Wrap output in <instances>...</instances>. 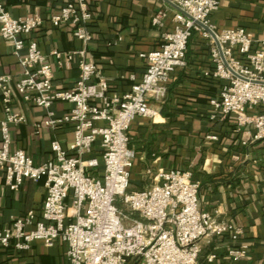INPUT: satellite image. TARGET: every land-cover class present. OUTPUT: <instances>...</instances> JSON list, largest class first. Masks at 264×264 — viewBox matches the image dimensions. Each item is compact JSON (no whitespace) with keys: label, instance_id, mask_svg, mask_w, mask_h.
I'll return each instance as SVG.
<instances>
[{"label":"built area","instance_id":"obj_1","mask_svg":"<svg viewBox=\"0 0 264 264\" xmlns=\"http://www.w3.org/2000/svg\"><path fill=\"white\" fill-rule=\"evenodd\" d=\"M171 1L179 7L172 17V31L156 49L139 52L145 60L142 76L118 95L109 93V82L99 75L96 62L85 58L91 38L89 0H71L49 18L52 26L72 24L73 35L82 42L81 48L52 52L58 63L77 60L79 76L70 88L54 86L51 64L30 37L40 27L41 16L15 18L0 0V35L11 41L16 55L24 51L19 57L24 68L21 78L13 81L9 74L0 75L4 112L0 169L11 190H18L26 179H44L45 186L40 216L28 209L0 228V247L27 250L35 240L50 246L62 239L68 264H198L200 239L213 234L236 239L243 234L241 226L230 220L217 221L198 206L199 183L189 171L160 168L154 174L155 183L128 190L134 163L128 142L130 123L137 116L154 118L156 110L150 100L163 99L174 69L186 65L193 31L208 40L210 73L222 80L219 93L209 98V118L232 116L237 130L252 126L250 140L264 137V39L256 42L242 26L216 32L210 15L219 0ZM165 16L166 11L158 9L151 23L163 26ZM14 90L46 110L41 125L53 129L62 124L73 126L71 144L65 148L59 140H51V156L41 164L36 165L25 150L11 148L8 125L24 120V115L12 111ZM56 101H65L70 108L56 114L52 109ZM96 121L103 124L96 125ZM206 137L217 138L214 134ZM96 143L101 149V174L92 172L100 160L89 156ZM247 249L246 244L233 245L226 255L237 261ZM216 259L214 252L209 253L204 264H215Z\"/></svg>","mask_w":264,"mask_h":264},{"label":"crops","instance_id":"obj_2","mask_svg":"<svg viewBox=\"0 0 264 264\" xmlns=\"http://www.w3.org/2000/svg\"><path fill=\"white\" fill-rule=\"evenodd\" d=\"M15 17L37 15L40 27L31 34L51 64L53 84L70 88L78 78L77 60H58L55 49L70 51L82 47L73 35V25L63 22L52 26L49 18L71 0H1ZM171 4L173 3L169 0ZM166 0H89L92 17L88 21L91 38L86 46L87 60L97 64L99 75L107 78L110 94H123L133 81H139L145 60L139 52L156 49L174 26L173 14L178 8ZM210 15L216 32L231 27H244L254 39H264V0H219ZM164 9L163 26L153 25L156 10ZM14 53L11 41L0 35V75L9 74L13 81L21 78L23 65ZM186 65L172 72L167 93L158 102L154 118L137 116L130 123L128 142L134 152L128 190H141L155 183L158 170L189 171L199 183L198 206L213 214L217 221H232L243 228V234L232 239L215 234L200 239L198 264H204L209 253H215V264H264V137L249 139L251 125L237 130L234 117L210 119L209 98L220 91L222 80L214 77L208 40L193 31L186 48ZM135 76V80L131 76ZM12 111L24 120L9 123L11 148L22 149L36 165L51 156V140L67 148L73 139V126L62 124L53 129L41 125L46 110L13 91ZM70 108L56 101L52 109L62 114ZM4 119L0 95V121ZM96 125L103 124L96 121ZM36 125H39L38 127ZM214 134L217 138L208 139ZM1 138V132H0ZM246 143L243 144V142ZM100 146L96 143L89 156H96L103 170ZM44 179H26L18 190H11L0 169V228L28 209L40 216L44 199ZM246 244L247 254L240 260L227 257L230 246ZM67 245L57 239L52 245L35 240L27 250L0 247V264H68Z\"/></svg>","mask_w":264,"mask_h":264},{"label":"water","instance_id":"obj_3","mask_svg":"<svg viewBox=\"0 0 264 264\" xmlns=\"http://www.w3.org/2000/svg\"><path fill=\"white\" fill-rule=\"evenodd\" d=\"M168 3H170L171 4V2L169 1V0H166ZM171 5H175L174 3H172ZM177 8H179L177 5H175ZM204 27V29L206 30H208L210 33H211V35H212V37L213 38H215V35H214V33L206 26H203Z\"/></svg>","mask_w":264,"mask_h":264},{"label":"trees","instance_id":"obj_4","mask_svg":"<svg viewBox=\"0 0 264 264\" xmlns=\"http://www.w3.org/2000/svg\"><path fill=\"white\" fill-rule=\"evenodd\" d=\"M117 205H118L119 208L125 210L124 207H123V205H122V202L118 201V202H117ZM126 211H127V210H126Z\"/></svg>","mask_w":264,"mask_h":264},{"label":"rangeland","instance_id":"obj_5","mask_svg":"<svg viewBox=\"0 0 264 264\" xmlns=\"http://www.w3.org/2000/svg\"><path fill=\"white\" fill-rule=\"evenodd\" d=\"M122 205H123V207H124V209H125L124 211L126 212V210H127L126 206H124V204H122Z\"/></svg>","mask_w":264,"mask_h":264}]
</instances>
